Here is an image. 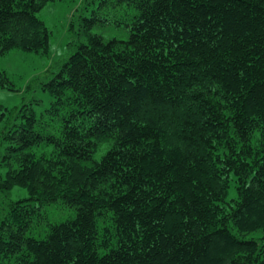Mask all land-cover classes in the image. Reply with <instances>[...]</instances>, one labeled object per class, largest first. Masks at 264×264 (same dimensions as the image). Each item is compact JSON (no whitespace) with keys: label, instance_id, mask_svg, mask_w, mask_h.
<instances>
[{"label":"trees","instance_id":"1","mask_svg":"<svg viewBox=\"0 0 264 264\" xmlns=\"http://www.w3.org/2000/svg\"><path fill=\"white\" fill-rule=\"evenodd\" d=\"M52 1L0 0V58L49 53ZM111 20L40 117L0 103V264H264V0H100L85 26Z\"/></svg>","mask_w":264,"mask_h":264},{"label":"rangeland","instance_id":"2","mask_svg":"<svg viewBox=\"0 0 264 264\" xmlns=\"http://www.w3.org/2000/svg\"><path fill=\"white\" fill-rule=\"evenodd\" d=\"M100 0H56L48 2L37 15L50 32L49 53L45 56L34 52L12 49L0 58V69L11 80V89H0V103L15 112L22 104L31 105L40 117L50 106L52 97L42 88L51 79L63 61L77 46L86 42L87 33H97L104 38H125L127 31L114 20L99 22L91 29L85 26L91 10ZM235 196L233 187L228 197ZM51 218L63 219L72 213L69 208L52 209ZM256 235V234H255ZM248 235L247 237H250Z\"/></svg>","mask_w":264,"mask_h":264}]
</instances>
